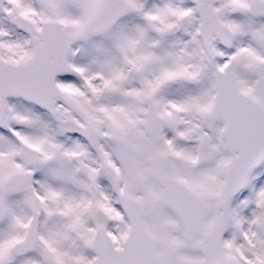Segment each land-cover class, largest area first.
<instances>
[{"label": "snow or ice", "instance_id": "1", "mask_svg": "<svg viewBox=\"0 0 264 264\" xmlns=\"http://www.w3.org/2000/svg\"><path fill=\"white\" fill-rule=\"evenodd\" d=\"M0 264H264V0H0Z\"/></svg>", "mask_w": 264, "mask_h": 264}]
</instances>
